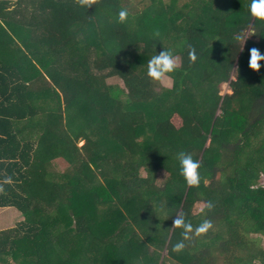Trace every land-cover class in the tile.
<instances>
[{
    "label": "trees",
    "instance_id": "trees-1",
    "mask_svg": "<svg viewBox=\"0 0 264 264\" xmlns=\"http://www.w3.org/2000/svg\"><path fill=\"white\" fill-rule=\"evenodd\" d=\"M249 4L0 0V208L25 217L0 230V264H154L166 245L171 264H264V61L248 67L264 22ZM168 41L178 66L165 88L146 72ZM182 151L198 186L180 175ZM135 224L147 234L117 246ZM65 232L75 248L58 247Z\"/></svg>",
    "mask_w": 264,
    "mask_h": 264
},
{
    "label": "clouds",
    "instance_id": "clouds-1",
    "mask_svg": "<svg viewBox=\"0 0 264 264\" xmlns=\"http://www.w3.org/2000/svg\"><path fill=\"white\" fill-rule=\"evenodd\" d=\"M92 2L93 0H78V4L82 7H89ZM248 11L250 16L256 18V20L260 22H264V0H250ZM128 15L129 13L127 9H120L116 16V22L123 24L126 21ZM188 57L192 61L196 60V52L194 49L189 51ZM261 61H264V53H261L256 48H251L249 50L248 67L251 70L256 71L261 67ZM176 66V60L171 51L162 49L159 53H156L149 59L146 75L154 81H159L165 77L166 74L172 73L176 69ZM177 159L180 166L179 172L185 183L190 187L198 186L200 183V174L198 172L200 167L199 162L195 161L190 154H186L183 151L177 153ZM4 182L11 183V178H5ZM211 207L212 205L209 203L208 208ZM199 211L203 213L204 208L201 206ZM173 225H175L177 228H183L182 235L185 238H187L188 233L192 231L191 223L186 222L182 214L180 216H176V218L173 220ZM211 227V222L205 219L200 225L196 227L195 234L199 235L201 233H205ZM183 247L184 244L182 241L177 242L173 245L172 250L179 252L183 249Z\"/></svg>",
    "mask_w": 264,
    "mask_h": 264
},
{
    "label": "rangeland",
    "instance_id": "rangeland-1",
    "mask_svg": "<svg viewBox=\"0 0 264 264\" xmlns=\"http://www.w3.org/2000/svg\"><path fill=\"white\" fill-rule=\"evenodd\" d=\"M135 1V0H133ZM185 0H181V2H183ZM251 30H247L244 32V38H243V41H245L246 39L248 38H251L249 32ZM171 39V38H170ZM166 47L171 51V53L175 52L174 50V46L173 44H171V41H168ZM132 55H129V59H132L131 58ZM127 58H128V55H127ZM176 64L178 66V59H176ZM235 66V65H234ZM232 74H233V70H232ZM231 78H234L232 75H231ZM108 82L110 84H119L120 86L122 85V82L120 80V78H109L108 79ZM160 84V86L162 87H165V88H169L172 86V78L168 77L167 75L165 77H163L161 80L158 81ZM231 92V89L229 87V84L228 82H224L222 83L221 85V88H220V94H224V93H229ZM220 113V111H216V114L218 115ZM172 121L174 122V124L177 126L180 124V119L177 117V116H173L172 118ZM83 142H81L79 145H82ZM206 145H207V142H206ZM56 166H58L59 168H62L61 165L58 163ZM143 173H146L145 170H143ZM168 177V172L165 171V170H160L159 171V175H158V182L159 183H163L164 180ZM260 182H264V176H261L260 178ZM204 204L202 202H198L195 206V210H199L201 206H203ZM10 210V211H9ZM9 210H4V209H0V221L3 222V224L1 223L0 227L1 228H4V229H8V228H11L14 226V224L16 225L18 223L19 220H24L25 217L24 215L19 212L16 208H10ZM124 212H127L126 210ZM66 228V227H64ZM150 227H148L147 225H142V226H139V225H134L133 227V231H131V229H127L124 231V233H121V236H120V239L121 241H117L116 245L117 246H120L122 244L124 245H128L129 242L127 241H124V240H127V238H130V237H133L136 235H139L141 237H144L145 234H147L148 230H149ZM221 236L224 234V230H222L221 232ZM149 234V233H148ZM79 238V236H78ZM58 247L62 250L64 245H69L70 247H68L67 249H71V248H75V244L71 243L70 240H69V237L67 236V232H65L64 234H62L59 238H58ZM68 241V242H67ZM81 243H82V240H81ZM263 244H264V240H263ZM79 246H81V244H79ZM90 246V243L87 244V246L85 247V249ZM159 248V249H157ZM157 252L158 253V256L155 258L154 260V264H171L170 262H167V259L168 257H170L169 255V251L167 249V245L165 246V248L163 247H156V249L154 250V252ZM223 262V259L221 258L220 259V263ZM152 263V262H151ZM153 264V263H152Z\"/></svg>",
    "mask_w": 264,
    "mask_h": 264
},
{
    "label": "crops",
    "instance_id": "crops-1",
    "mask_svg": "<svg viewBox=\"0 0 264 264\" xmlns=\"http://www.w3.org/2000/svg\"><path fill=\"white\" fill-rule=\"evenodd\" d=\"M58 163L61 165L62 168H59V167H57V168H59L60 170L64 169V161H62V160H57V161H56V165H57ZM10 208H14V207H6V208H0V209L9 210ZM9 211H10V210H9ZM20 221H22V219L19 220L18 222H20ZM0 222H1V221H0ZM1 223L3 224V222H1ZM1 223H0V225H1ZM14 226H15V224H14ZM3 229H4V228H1V227H0V230H3Z\"/></svg>",
    "mask_w": 264,
    "mask_h": 264
}]
</instances>
